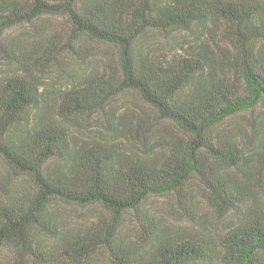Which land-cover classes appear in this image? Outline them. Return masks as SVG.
Masks as SVG:
<instances>
[{"label": "trees", "instance_id": "1", "mask_svg": "<svg viewBox=\"0 0 264 264\" xmlns=\"http://www.w3.org/2000/svg\"><path fill=\"white\" fill-rule=\"evenodd\" d=\"M48 17L63 23L33 42L11 34ZM89 41L114 51L48 83ZM128 90L157 119L75 135ZM260 108L264 0H0V159L24 180L0 183V264H264ZM57 201L104 212L63 230Z\"/></svg>", "mask_w": 264, "mask_h": 264}, {"label": "rangeland", "instance_id": "2", "mask_svg": "<svg viewBox=\"0 0 264 264\" xmlns=\"http://www.w3.org/2000/svg\"><path fill=\"white\" fill-rule=\"evenodd\" d=\"M62 23V18L48 17L43 19L38 27H33L28 24L23 25L16 28L11 34L15 36L21 35L26 39V41L33 42L36 40L38 34H41L43 31L54 30L57 25L60 26ZM183 35L184 33H179L178 37L182 38ZM170 39L172 40V37ZM157 40L162 42L165 39L164 37L159 36ZM86 46L88 47L87 50L83 48L79 49V52L71 50L63 53L61 55L60 65L44 67V75L48 83L54 84L58 88H63L69 83L67 80L69 79L68 77H62V74H65V71L71 72L72 70L74 71L73 73H78L82 67L88 66V62L95 64L94 61L90 60L97 58L96 56L100 55L101 52L104 50H112L110 46L97 41H89ZM167 47H169V45H167ZM112 51H114V49ZM111 104L112 112L109 114L95 113L91 116L75 118L71 123V129L75 135L83 139L88 137L111 138L114 135L112 129L118 127L117 124L120 122V118H122V116L126 122L133 123H135L139 118H149V115L157 119V116H154L153 109L140 97L137 92L132 90L124 91L119 94L111 101ZM256 114L261 116L258 120L261 123H264V109H258ZM158 122L159 124L162 123L159 120ZM0 174L8 177L5 181L0 179V183L3 182L5 187H9L11 190H18L24 182L23 178L13 173L1 159ZM153 202L152 208L159 211L160 206L164 205L160 204L162 202H166V200L164 198H157L153 199ZM50 211L52 216L57 221L59 228L68 231L74 230L84 223H90V220H94L95 217L103 215L104 212L101 208L96 206L84 207L62 201L55 202L51 206ZM164 212V216L166 218H174L169 214L171 209L168 208V210H165ZM125 222V228L128 230H132L136 227V222L131 218L126 219ZM90 264H110V262L104 255L97 254L91 259Z\"/></svg>", "mask_w": 264, "mask_h": 264}]
</instances>
